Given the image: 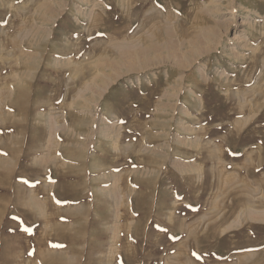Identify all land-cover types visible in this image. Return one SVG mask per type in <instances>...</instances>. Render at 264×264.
<instances>
[{"label": "rangeland", "instance_id": "374dc122", "mask_svg": "<svg viewBox=\"0 0 264 264\" xmlns=\"http://www.w3.org/2000/svg\"><path fill=\"white\" fill-rule=\"evenodd\" d=\"M0 264H264V0H0Z\"/></svg>", "mask_w": 264, "mask_h": 264}]
</instances>
